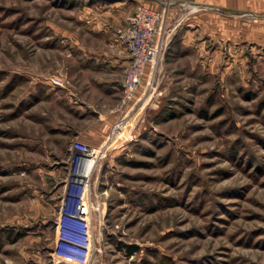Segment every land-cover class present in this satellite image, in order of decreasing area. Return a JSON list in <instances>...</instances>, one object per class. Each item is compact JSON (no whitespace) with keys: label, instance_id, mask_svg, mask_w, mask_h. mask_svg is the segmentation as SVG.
<instances>
[{"label":"rangeland","instance_id":"obj_1","mask_svg":"<svg viewBox=\"0 0 264 264\" xmlns=\"http://www.w3.org/2000/svg\"><path fill=\"white\" fill-rule=\"evenodd\" d=\"M139 7L163 54L124 100ZM74 142L104 150L62 219ZM64 221L86 264H264V0H0V264Z\"/></svg>","mask_w":264,"mask_h":264},{"label":"built area","instance_id":"obj_2","mask_svg":"<svg viewBox=\"0 0 264 264\" xmlns=\"http://www.w3.org/2000/svg\"><path fill=\"white\" fill-rule=\"evenodd\" d=\"M157 20V12L139 7L128 19V26L119 31V40L129 56V69L123 83L124 100H130L135 92L144 68L155 67L157 59L162 57L160 46L154 45ZM70 148L66 190L60 200L59 212L65 217L79 218L91 213L89 182L96 161L103 153L104 143L92 147L74 142ZM73 189H78V195L72 194Z\"/></svg>","mask_w":264,"mask_h":264},{"label":"crops","instance_id":"obj_3","mask_svg":"<svg viewBox=\"0 0 264 264\" xmlns=\"http://www.w3.org/2000/svg\"><path fill=\"white\" fill-rule=\"evenodd\" d=\"M115 51V56L112 55V58L103 57L101 59V63H105L107 67L111 66L119 68L128 66L129 58L126 52L120 49H116ZM85 141H88L87 143H89L88 139H86ZM86 145L95 147L93 145H96V142ZM58 216L62 219H70L69 217H65L61 214H59ZM65 223V221L62 223L59 222V224L56 223L57 227H55V232L51 234L52 236L50 239L54 241L48 242L42 249H38L37 251L28 250V253L19 252L18 258L21 260V264H86L85 261H81L82 257L79 256L78 258H75L73 257V254H69V251L67 253L68 246L66 245L71 244V242L74 243V240H79V242L75 243V248H78L80 246L81 250H86V247H82L81 243H85L86 240H93V232L91 231L90 227H88L87 229L82 226H70L71 224L68 226V224ZM57 240H66L68 242H64L63 246L60 247ZM30 241L38 242V240ZM19 262L11 261V264H20Z\"/></svg>","mask_w":264,"mask_h":264},{"label":"trees","instance_id":"obj_4","mask_svg":"<svg viewBox=\"0 0 264 264\" xmlns=\"http://www.w3.org/2000/svg\"><path fill=\"white\" fill-rule=\"evenodd\" d=\"M162 111H163V110H162ZM162 111H161V113H162ZM72 194L75 195V196L78 195V189H73ZM74 199H75V198H74ZM74 199H73V200H74ZM131 251H132V249L129 250L130 253H131Z\"/></svg>","mask_w":264,"mask_h":264}]
</instances>
